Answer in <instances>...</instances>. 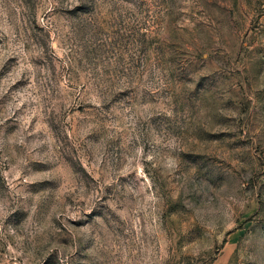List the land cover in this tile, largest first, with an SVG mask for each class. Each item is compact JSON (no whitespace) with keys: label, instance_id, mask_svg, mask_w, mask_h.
Returning <instances> with one entry per match:
<instances>
[{"label":"rangeland","instance_id":"374dc122","mask_svg":"<svg viewBox=\"0 0 264 264\" xmlns=\"http://www.w3.org/2000/svg\"><path fill=\"white\" fill-rule=\"evenodd\" d=\"M0 264H264V0H0Z\"/></svg>","mask_w":264,"mask_h":264}]
</instances>
